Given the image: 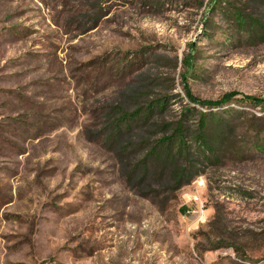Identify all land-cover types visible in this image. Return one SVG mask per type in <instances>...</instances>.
Listing matches in <instances>:
<instances>
[{"label": "rangeland", "instance_id": "374dc122", "mask_svg": "<svg viewBox=\"0 0 264 264\" xmlns=\"http://www.w3.org/2000/svg\"><path fill=\"white\" fill-rule=\"evenodd\" d=\"M218 1L0 0V264H264V0ZM142 75L248 117L189 184L107 137Z\"/></svg>", "mask_w": 264, "mask_h": 264}, {"label": "trees", "instance_id": "16d2710c", "mask_svg": "<svg viewBox=\"0 0 264 264\" xmlns=\"http://www.w3.org/2000/svg\"><path fill=\"white\" fill-rule=\"evenodd\" d=\"M218 6L223 7L221 0L218 1ZM231 11L236 21L243 24L246 22L241 9ZM97 21L98 18H95L94 22ZM251 21L253 25L257 23L256 20ZM184 63L191 65L190 58H186ZM142 76L140 82L126 89L123 93L125 102L117 105L109 115L110 132L107 137L112 143H125L120 146L121 154H127L133 145L145 150L143 160L134 164V169L141 166L145 170L149 163L157 162L164 172L171 174L178 187L189 184L199 173V169L193 165L197 159L207 161L214 156L220 157L225 152L226 143L231 138H236L237 134H232L229 130L230 114H237L240 118L245 113L228 108L220 112L203 111L186 103L179 113L169 114L170 101L175 95L173 80L171 84L155 92L151 87H159L169 78L158 80L155 77ZM185 93L190 103L207 108L228 105L235 94L228 93L219 100H202L192 94L187 84ZM246 99L254 101L255 105L264 103L263 98L247 96ZM243 117H247L246 114ZM249 117L264 121V116L251 114ZM132 137L136 138L135 142L131 141ZM256 148L262 150L264 146L256 144Z\"/></svg>", "mask_w": 264, "mask_h": 264}]
</instances>
